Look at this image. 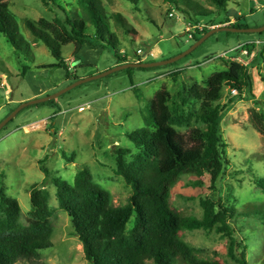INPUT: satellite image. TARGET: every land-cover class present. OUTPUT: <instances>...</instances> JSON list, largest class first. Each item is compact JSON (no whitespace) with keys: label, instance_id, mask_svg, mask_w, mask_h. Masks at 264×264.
<instances>
[{"label":"rangeland","instance_id":"1","mask_svg":"<svg viewBox=\"0 0 264 264\" xmlns=\"http://www.w3.org/2000/svg\"><path fill=\"white\" fill-rule=\"evenodd\" d=\"M197 1L214 11L212 16L200 18L199 25L204 28L222 25L221 22L230 25L239 17L247 28L264 27V0H229L222 14L217 13L209 0ZM47 2L48 5L43 0H12L11 10L28 44L24 42L17 51L0 34V122L22 103L55 94L78 80L114 68L113 63L120 60L119 53L130 60L164 61L184 54L204 36L199 28L194 30L193 38L189 36L187 28L193 25L169 0H141L140 9L128 0H104L110 13L124 16L131 33L112 18L113 29L122 42L117 50L85 47L78 56L74 43L63 46L62 53L70 67L68 75L65 68L56 65L60 61L48 47L35 40L24 19L53 20L63 15L61 7L80 14L82 9L78 0ZM211 20L217 24H211ZM246 43L257 44L256 59L239 53L253 76L256 98L226 88L220 102L224 106L221 127L229 144V169L216 185L209 173L182 175L171 187L170 205L176 211L199 218L204 211L201 201L207 196L236 207V216L231 221L234 236L247 244L249 264H264V191L256 184L259 177H264V134L251 120V109L258 108L255 100L264 102V31L224 30L212 34L173 63L120 69L77 85L54 102L28 105L0 130V174H5L8 195L20 203L23 224L31 221L32 185H45L50 192L54 246L42 251L44 264H89L68 213L59 205L51 178L73 182L77 172L88 167L95 181L110 192L113 204H126L132 187L116 174L113 149L137 151L128 134L147 126L150 102L159 89L165 86L173 96L196 84L203 89L204 80L227 69V63L236 60V49L239 46L245 49ZM148 47L151 50L146 55ZM24 67H28L26 74ZM177 71L175 80L170 74ZM43 159L50 169L49 180L42 169ZM181 236L197 249L200 257L236 264L229 255L230 238L216 229L183 230Z\"/></svg>","mask_w":264,"mask_h":264},{"label":"trees","instance_id":"2","mask_svg":"<svg viewBox=\"0 0 264 264\" xmlns=\"http://www.w3.org/2000/svg\"><path fill=\"white\" fill-rule=\"evenodd\" d=\"M43 1L48 5L47 0ZM128 1L140 9L141 0ZM169 1L193 26L200 23L201 17L214 14L213 9L197 0ZM209 1L219 14L229 5V0ZM78 3L81 14L61 7L63 15L53 20L24 19L35 40L48 47L60 61L56 65L65 68L68 75L70 67L63 56V46L74 43L75 54L85 47L117 50L122 42L113 29L112 18L131 33L124 16L110 13L104 0H78ZM11 4L12 0H0V34L20 51L22 44L28 41L19 30ZM240 18L230 25L247 27ZM211 24L217 23L211 20ZM211 29L207 27L201 32L206 34ZM256 46V43L244 44L250 51ZM119 57V63L142 62L141 58L130 60L120 53ZM27 70L28 67H24L23 74ZM177 73L179 71L170 75L177 80ZM262 78L264 80V76ZM253 82L248 66L235 60L227 63V69L207 77L203 89L196 84L176 96L165 86L159 89L150 102L147 126L128 134L137 151L123 147L113 149L115 172L132 187L124 205L113 204L110 192L95 181L88 167L81 168L73 182L62 177L51 178L59 205L68 213L89 264H148L149 261L155 264H227L200 257L197 249L182 238L181 231L196 229H216L229 237V255L236 264H249L247 244L234 236L231 221L236 216V207L207 196L201 201L204 211L199 218L176 211L170 205V193L172 185L182 175L209 173L216 185L227 173L231 160L227 153L229 144L221 127L224 106L220 102L226 88L256 98ZM255 101L258 108L251 109V120L264 134V102ZM179 128L188 130L181 132ZM45 162V159L41 161L42 169L49 180L50 169ZM256 184L264 191V177H259ZM30 191L31 221L23 224L20 203L8 195L5 174H0V264L20 261L44 264L42 251L54 246L50 192L45 185L38 184H33Z\"/></svg>","mask_w":264,"mask_h":264},{"label":"water","instance_id":"3","mask_svg":"<svg viewBox=\"0 0 264 264\" xmlns=\"http://www.w3.org/2000/svg\"><path fill=\"white\" fill-rule=\"evenodd\" d=\"M236 31V32H263L264 31V27L261 28H255V29H250L247 27H233L230 25H221V26H216L214 28H212L210 31H208L206 34H204V36L199 39L187 52H185L184 54L179 55L178 57L169 59V60H164V61H156V62H126V63H122L119 65H116L114 68H111L103 73L97 74L95 76L89 77V78H85V79H81L78 80L76 82H74L73 84H71L70 86H68L67 88H65L64 90L57 92L55 94L49 95V96H45V97H40V98H36L33 99L31 101L22 103L19 108H17L16 110H14L7 118H5L3 121L0 122V130L5 127L17 114L18 112H20L22 109H24L25 107H27L28 105H32V104H36V103H42V102H47L53 99H57L61 94H63L64 92L74 88L77 85H80L86 81L92 80V79H97V78H101L104 77L106 75H109L110 73H113L115 71H118L120 69H126V68H130V67H155V66H160V65H166V64H170L173 63L175 61H177L178 59L182 58L183 56L191 53L194 49H196L200 44H202L208 37H210L212 34L218 32V31ZM243 49V47L239 46L236 51V55H238V53ZM151 50V47H148L147 51H146V55L149 54Z\"/></svg>","mask_w":264,"mask_h":264},{"label":"built area","instance_id":"4","mask_svg":"<svg viewBox=\"0 0 264 264\" xmlns=\"http://www.w3.org/2000/svg\"><path fill=\"white\" fill-rule=\"evenodd\" d=\"M196 28H199V29H201V30H204V27L201 26V25H199V24L194 25V26H191V27H188V28H187V31H188L189 36H190L191 38L194 37L193 32H194V30H195ZM138 52H139V54H141V53L143 52V50L140 49V50H138ZM240 54H242V55H246V56H249L250 58L254 59L255 57L258 56V51H257L256 49H255V50H252V51H249L248 49H244V48H243V49L240 51ZM235 58H236V60H238V61H240V62H242V63H244V64H245V62H247L246 60H242V59L239 57V54L236 55ZM233 91L236 92V90H233Z\"/></svg>","mask_w":264,"mask_h":264},{"label":"crops","instance_id":"5","mask_svg":"<svg viewBox=\"0 0 264 264\" xmlns=\"http://www.w3.org/2000/svg\"><path fill=\"white\" fill-rule=\"evenodd\" d=\"M223 25H224V24H223ZM218 26H221V25H218ZM215 27H216V26H215ZM212 28H214V27H212ZM252 42H254V41H252ZM258 42H259V41H258ZM83 49H84V48H83ZM83 49H82V50H83ZM82 50H81V51H82ZM81 51H80V52H81ZM80 52L78 53V56H79ZM235 56H236V55H235ZM235 56H234V57H235ZM119 64H122V63H119V61H118V62H116V63H113L112 66H116V65H119Z\"/></svg>","mask_w":264,"mask_h":264}]
</instances>
